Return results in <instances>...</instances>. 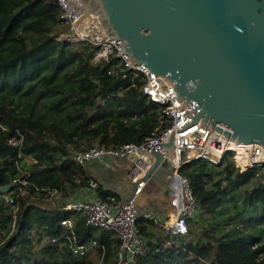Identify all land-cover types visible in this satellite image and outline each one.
Here are the masks:
<instances>
[{
    "label": "trees",
    "instance_id": "1",
    "mask_svg": "<svg viewBox=\"0 0 264 264\" xmlns=\"http://www.w3.org/2000/svg\"><path fill=\"white\" fill-rule=\"evenodd\" d=\"M59 12L58 0H0V185L13 183L0 191V264H117L118 238L64 209L90 178L74 154L141 143L163 110L139 79L131 86L129 71L109 73L117 57L94 61L98 45L59 40L70 32ZM17 133L22 147L8 143ZM80 172L86 174L76 182ZM181 172L197 203L188 232L159 231L155 219L140 217L149 249L132 264H264V171H240L228 155L219 163L194 160ZM53 189L65 199L46 207ZM97 194L114 196L100 185ZM73 215L79 242H97L81 256L61 224ZM53 236L63 237L47 244Z\"/></svg>",
    "mask_w": 264,
    "mask_h": 264
},
{
    "label": "water",
    "instance_id": "2",
    "mask_svg": "<svg viewBox=\"0 0 264 264\" xmlns=\"http://www.w3.org/2000/svg\"><path fill=\"white\" fill-rule=\"evenodd\" d=\"M78 24L124 42L134 64L171 83L193 118L264 157V0H77ZM175 132V131H174ZM175 161L174 134L160 143ZM147 179L173 166L153 150ZM13 183L0 185L8 192ZM136 183H133V195ZM130 199V198H129Z\"/></svg>",
    "mask_w": 264,
    "mask_h": 264
},
{
    "label": "built area",
    "instance_id": "3",
    "mask_svg": "<svg viewBox=\"0 0 264 264\" xmlns=\"http://www.w3.org/2000/svg\"><path fill=\"white\" fill-rule=\"evenodd\" d=\"M58 3L60 6L59 18L70 27V32L62 33L59 40L90 41L98 45L94 61L117 57L119 61L109 73L115 75L118 72L129 71L132 77L131 86H134L136 79H139L142 82V93L163 108L155 132L143 142H127L116 147L94 145L74 154V160L78 165L102 160L106 156L131 161L129 179L132 183H136L133 198L121 202H116L113 198L110 201L103 200L95 194L98 183L93 179H88V185L77 190L64 204L65 210L80 214L88 226L113 233L119 240L116 252L117 264H132L135 263L138 255L146 253L149 249L148 240L138 230L140 217L156 219L152 212L140 213L136 196L142 193L147 185L146 176L154 161L152 151L162 153L164 159L169 158L160 143L167 141L171 132L174 134L175 161L169 158L173 166L167 171L169 176L167 183L170 192V205L175 206L176 211L174 212V221L167 223L162 221V226L166 233L174 235H183L188 232L187 219L193 216L197 209L190 182L181 172L182 168L187 163L199 159L219 163L229 155L240 171L254 168L259 175L264 171L263 146L258 141L251 143L233 141L204 125L200 120L185 126L193 116L186 102L177 98V92L171 83L162 75L151 71L147 65L134 64L130 56L125 53L124 42L118 41V39L104 38L105 31L99 25L93 24V22H90L93 27L88 22L79 25L81 13L76 6L77 0H58ZM82 25L87 26V29ZM89 26L90 29H88ZM23 139V134L17 133L8 139V143L12 146L22 147ZM177 151L180 154V165L177 162ZM177 166L180 169L179 173L175 171ZM83 177L84 175L79 173L76 182H80ZM90 188L93 192L91 194ZM21 194H25L22 189ZM57 195L59 196L61 193L57 189H53L50 191L49 199H53ZM2 197L8 205H13L14 200L9 195ZM75 219V215L65 217L61 220V224L67 230L64 236L71 241L72 252L81 256L86 254L89 248L97 242H79L74 227ZM62 237H50L46 239V243L57 245Z\"/></svg>",
    "mask_w": 264,
    "mask_h": 264
},
{
    "label": "crops",
    "instance_id": "4",
    "mask_svg": "<svg viewBox=\"0 0 264 264\" xmlns=\"http://www.w3.org/2000/svg\"><path fill=\"white\" fill-rule=\"evenodd\" d=\"M82 27L87 29V26L82 25ZM131 165L132 163L129 160L106 156L102 160L87 163L85 169L88 174H85L90 176L89 179L95 180L98 183V187L100 185L104 190L114 194L106 201H110L113 198L114 201L121 202L128 200L133 195V183L129 179ZM164 171L160 173H164ZM80 173L85 175L83 172ZM77 178L78 175L75 181ZM97 188L95 189V194H97ZM91 192L92 189L90 188V194ZM136 202L141 214L144 212H152L154 214L159 231L164 229L162 221L167 223L174 216L175 209L173 205H170L169 186L160 179L149 178L143 192L136 198ZM141 218L146 219L144 216H141Z\"/></svg>",
    "mask_w": 264,
    "mask_h": 264
},
{
    "label": "rangeland",
    "instance_id": "5",
    "mask_svg": "<svg viewBox=\"0 0 264 264\" xmlns=\"http://www.w3.org/2000/svg\"><path fill=\"white\" fill-rule=\"evenodd\" d=\"M88 23H89V25H90V20H88ZM85 24H86V21H85ZM93 24H94V22H93ZM91 27H93V25H90ZM89 26V27H90ZM88 27V28H89ZM154 178H157V179H160V180H162L163 182H169V176H168V172H166V171H164V173H159V176H154ZM168 184V183H167ZM169 186V185H168ZM139 196V195H138ZM138 196H136V198H138ZM63 197H65V195H64V193H61V195H57V196H55L53 199H49V200H46V201H44V203H42L44 206H49L50 204L49 203H51V205H55L56 203H57V201L58 200H60L61 198L62 199H65V198H63ZM49 202V203H48ZM137 203V202H136Z\"/></svg>",
    "mask_w": 264,
    "mask_h": 264
},
{
    "label": "bare ground",
    "instance_id": "6",
    "mask_svg": "<svg viewBox=\"0 0 264 264\" xmlns=\"http://www.w3.org/2000/svg\"><path fill=\"white\" fill-rule=\"evenodd\" d=\"M179 158H180V154H179V152L177 151V162H178V164L180 165V160H179ZM161 171H164L163 169H161L160 171H159V173L161 172ZM175 171H177L178 173H179V171H180V169H179V166H177L176 168H175ZM176 172V173H177ZM174 209H175V211H176V208H175V206H174ZM174 219H175V215L169 220V221H174Z\"/></svg>",
    "mask_w": 264,
    "mask_h": 264
}]
</instances>
